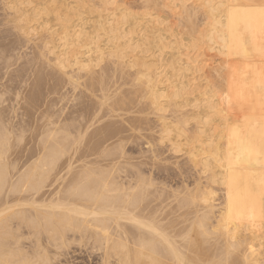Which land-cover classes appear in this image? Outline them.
<instances>
[{
	"label": "bare ground",
	"instance_id": "obj_1",
	"mask_svg": "<svg viewBox=\"0 0 264 264\" xmlns=\"http://www.w3.org/2000/svg\"><path fill=\"white\" fill-rule=\"evenodd\" d=\"M72 242L264 264V0H0V264Z\"/></svg>",
	"mask_w": 264,
	"mask_h": 264
},
{
	"label": "rangeland",
	"instance_id": "obj_2",
	"mask_svg": "<svg viewBox=\"0 0 264 264\" xmlns=\"http://www.w3.org/2000/svg\"><path fill=\"white\" fill-rule=\"evenodd\" d=\"M143 10H141V12H142ZM139 13H140V11H139ZM160 16H162L163 17V19L166 17V15L164 14V13H161L160 14ZM86 17V16H85ZM90 16H88L87 15V17L86 18H88V19H90L89 18ZM91 18H94L95 19V17H92L91 16ZM87 19V20H88ZM143 22V26H146L145 25V21H141V23ZM178 22V21H177ZM164 23L165 24H163V25H161V26H159L160 27V29H163V28H166L167 26L169 27V33L170 34H167V35H165V36H168L169 37V40H172V42H174V40H176L177 42H179V44L180 43H184V44H187L189 41H188V39H189V36H188V30H186V28H185V30H186V32H184L183 30H182V27H178V23L176 24V20L174 19V18H172V19H169V20H164ZM177 25V26H176ZM143 26H142V28H143ZM142 28L140 27L139 28V31H140V33L142 32ZM180 28V29H179ZM143 29H145V28H143ZM184 32V33H182V31ZM175 33V34H174ZM181 33V34H180ZM171 34H173L174 36H175V39H174V37H171L170 35ZM176 34H177V36H176ZM137 36V35H136ZM171 37V38H170ZM177 37V38H176ZM175 41V42H176ZM249 43H251V39L249 40ZM24 49V50H23ZM22 50L23 51H27L28 52V50H26L25 49V47L23 48ZM168 53H169V51H167ZM210 53V52H209ZM208 53V55H209V59H210V56H211V58H212V60L210 59V63H211V61H212V63H214V61H213V59H215V61H217L218 59H217V57H214V53L212 54V53H210L209 54ZM214 57V58H213ZM206 72H204L203 74H205ZM196 75H198V73H196ZM202 79H204V78H202ZM201 79V81H203ZM235 133V131H230V132H228L227 134H234ZM239 134V133H238ZM237 134V135H238ZM241 134V133H240ZM241 142V141H240ZM240 144V143H239ZM243 146V144H240V148ZM244 193V192H243ZM71 248H74V250H78V253L75 255L76 257H75V259L74 260H76V262L77 263H79V264H87V262L89 261L88 259V257H90V250L89 251H85L86 249L83 247V244L82 245H80L78 242H72L71 243V245H70V247L68 248V249H71ZM51 249V252L52 253H54V254H56V251H57V253L59 252L58 251V249H56V248H50ZM53 249H56V251L55 250H53ZM51 255H53V254H51ZM93 259H94V255H93V257H92ZM61 259L62 260H64L65 258L64 257H61ZM84 261V262H83ZM95 262V261H94ZM95 264V263H94Z\"/></svg>",
	"mask_w": 264,
	"mask_h": 264
}]
</instances>
